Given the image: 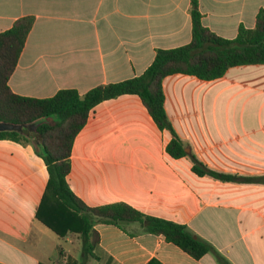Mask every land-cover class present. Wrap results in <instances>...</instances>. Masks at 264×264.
<instances>
[{"label":"crops","instance_id":"crops-1","mask_svg":"<svg viewBox=\"0 0 264 264\" xmlns=\"http://www.w3.org/2000/svg\"><path fill=\"white\" fill-rule=\"evenodd\" d=\"M202 22L233 39L253 28L264 0H198ZM192 0H0V32L36 17L13 92L37 98L141 75L158 49L192 40ZM165 109L186 144L172 139L137 94L104 100L75 138L68 182L90 206L126 202L185 224L216 249L200 258L164 236L131 237L98 223V259L90 264H264V63L231 67L213 80L175 73L163 80ZM207 167L252 180H221ZM50 174L33 144L0 140V264H78L81 239L60 236L37 215Z\"/></svg>","mask_w":264,"mask_h":264},{"label":"trees","instance_id":"trees-1","mask_svg":"<svg viewBox=\"0 0 264 264\" xmlns=\"http://www.w3.org/2000/svg\"><path fill=\"white\" fill-rule=\"evenodd\" d=\"M191 14L190 43L158 49L154 61L141 75L100 84L84 94L65 88L46 98L20 95L9 86L36 17L22 16L12 27L0 32V122L21 125L20 129L0 131V140L33 144L44 159L50 178L43 202L50 200L51 203L45 212L41 205L37 215L60 236L78 233L82 242L78 264H90L98 259L95 252L100 243L98 223L113 224L131 237L140 233L164 236L196 258L212 251L218 253L212 244L197 237L185 224L146 214L126 202L90 206L75 194L68 182L75 138L100 102L124 94L139 95L159 128L172 134L167 152L181 158L189 153L165 109V77L184 73L213 80L231 67L264 63V7L257 15L255 27L241 26L233 39L222 37L203 24L198 0H192ZM192 158L193 170L199 175L230 181L253 179L218 172L195 156ZM148 264L162 263L153 259Z\"/></svg>","mask_w":264,"mask_h":264},{"label":"water","instance_id":"water-1","mask_svg":"<svg viewBox=\"0 0 264 264\" xmlns=\"http://www.w3.org/2000/svg\"><path fill=\"white\" fill-rule=\"evenodd\" d=\"M21 125H16L8 122H0V131L20 129Z\"/></svg>","mask_w":264,"mask_h":264}]
</instances>
